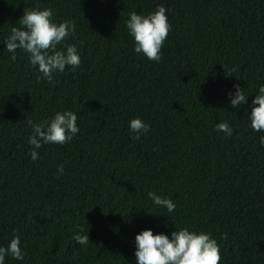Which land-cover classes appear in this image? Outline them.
<instances>
[{"label": "trees", "instance_id": "obj_1", "mask_svg": "<svg viewBox=\"0 0 264 264\" xmlns=\"http://www.w3.org/2000/svg\"><path fill=\"white\" fill-rule=\"evenodd\" d=\"M158 6L170 31L154 62L135 52L126 21ZM37 8L76 26L65 44L81 64L52 83L3 43ZM235 85L248 97L239 109ZM260 86L264 0H0V247L19 236L26 253L5 264H137V234L171 239L183 228L210 233L220 264H264V132L249 119ZM65 111L78 116V134L43 144L32 160L29 121ZM136 118L150 126L139 140ZM223 122L231 136L216 130Z\"/></svg>", "mask_w": 264, "mask_h": 264}, {"label": "clouds", "instance_id": "obj_2", "mask_svg": "<svg viewBox=\"0 0 264 264\" xmlns=\"http://www.w3.org/2000/svg\"><path fill=\"white\" fill-rule=\"evenodd\" d=\"M166 8L158 6L154 13L147 16L129 13L126 27L134 38L135 52L143 54L148 60L159 62L161 49L170 31V24L166 16ZM20 27H13L10 35L3 41L6 49L11 53V59L16 60L17 50L28 54L30 64L38 68L41 73L37 81L47 79L52 83L54 73L64 72L66 67L78 68L81 59L77 46L65 44L66 39L76 33L73 21L54 22V14L51 9L24 10L19 19ZM59 46V47H58ZM66 49V50H61ZM226 71V70H225ZM235 93H229L230 104L234 109H239L247 102L245 93L239 85H235ZM250 126L256 132H264V86H260L258 94L252 100ZM258 105V106H256ZM78 116L72 111L57 112L50 121L35 123L29 121L33 134L28 143L32 146L29 153L32 160L38 159L37 150L43 144L64 145L69 143L80 131L77 126ZM134 133L133 139L139 140L142 134L150 131V126L141 119H132L129 124ZM216 130L227 136L233 133L227 122L216 125ZM260 143L264 146V136ZM63 165L58 167V172L63 173ZM148 197L156 206L166 208L172 213L176 205L171 199L163 198L156 192L149 191ZM83 228L80 232H83ZM73 239L81 246L90 241L89 233L83 235L77 233ZM221 239H227L223 234ZM137 264H220V246L210 233L189 231L188 228L175 230L171 233V239L165 234H153L152 230H144L135 237ZM21 240L15 236L6 247H0V264H5V257L11 256L16 260H23L26 253L21 249Z\"/></svg>", "mask_w": 264, "mask_h": 264}]
</instances>
